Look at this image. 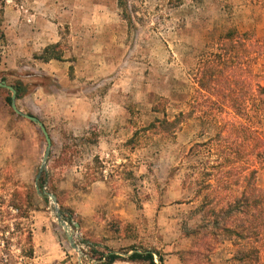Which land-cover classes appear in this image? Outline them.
<instances>
[{
    "label": "rangeland",
    "instance_id": "obj_1",
    "mask_svg": "<svg viewBox=\"0 0 264 264\" xmlns=\"http://www.w3.org/2000/svg\"><path fill=\"white\" fill-rule=\"evenodd\" d=\"M127 1L130 24L117 0L8 4L29 22L37 20L43 32L47 22L59 24L53 52L62 55L59 62L33 61L42 55L30 54L38 46L0 44V63L8 68L0 82L21 83L18 110L39 119L50 137L44 182L38 184L55 196L81 253L71 249L50 200L35 193L43 135L11 110L5 102L10 92L0 88V264H99V255L120 247L148 250L155 264H165L168 256H176L178 264H236L234 240L213 231L211 218L203 220L213 207L203 201L205 195L220 200L215 209L224 212L229 197L242 188L200 190L201 169L214 175L218 152L211 144L205 157L188 154L221 127L226 137L229 126L223 124L237 119L217 96L240 92L241 75L252 88L256 82L264 86V6L257 0ZM228 33L232 39L225 40ZM239 34L248 41L236 42ZM4 37L1 33L0 40ZM218 55L230 68L221 80L231 70L236 84L203 91L197 78ZM255 103L239 121L261 138L250 135L247 156L243 149L237 153L247 160L246 169L256 170V187L264 193V102ZM191 110H203L207 120L194 116L169 136L145 130L164 116ZM235 140L222 143V158L237 148ZM14 191L22 195L21 218L10 207ZM28 229L31 259L20 253ZM257 249L258 264H264V230Z\"/></svg>",
    "mask_w": 264,
    "mask_h": 264
},
{
    "label": "trees",
    "instance_id": "obj_2",
    "mask_svg": "<svg viewBox=\"0 0 264 264\" xmlns=\"http://www.w3.org/2000/svg\"><path fill=\"white\" fill-rule=\"evenodd\" d=\"M257 1L264 6V0ZM117 7L121 10L125 20L130 24L128 1L117 0ZM230 39H232V33H228L225 37V40ZM236 39V42H239L240 44H244V42L248 41L246 34H239ZM254 42L257 43L256 41ZM57 47V45H54L45 48L40 59L44 62L52 59L60 60L59 54L53 53ZM224 59V55H218L215 65L213 64L209 69H204L202 73L199 74L197 83L201 90L204 91V89H210L217 93L218 90L216 89L219 88L222 83L227 85V89H229L230 85L236 84V82L234 84V73L231 70H229L230 74L229 72L227 73L228 78L221 80L223 77V70L229 68L225 67V64L223 63ZM237 83L240 86V92L236 93L230 90L225 94L217 96L222 103L227 102V104L230 105V109L232 110L231 113L237 118L236 120H233L231 124H223V126H229V129L227 130L229 134L224 137L222 135L224 127L219 128L217 134L213 138H209L205 143L195 144L191 147L188 155L205 157V153H209L210 145L215 144V148L218 152L217 157L219 158L216 165L211 167V170L215 171V173L212 175L211 173H207L206 168L201 169L202 173L200 175V180L197 181L196 186H198L200 190L213 189L215 192H230L231 189L236 186L242 188V191L239 196L229 197V200H227L225 205V211L223 212V209L221 208L218 213L215 208L219 205L220 200L218 201V199L213 197L208 199L205 195L203 202L208 204V206L213 205L214 208L211 207L210 209H207V211H204L203 220L211 218L212 221L210 224H212L211 229L213 231H219L223 236L234 240L233 245L237 250L234 257V262L236 264H258V237L260 232L264 230V193L256 187V170L249 171L246 169L247 160L243 157H239L237 151L243 149L247 156V149L250 144L253 143L250 135H254L256 140L259 141V136L261 134L257 133V131L246 130L245 126L242 125L239 120H241V116L250 104L251 106H258L254 105L256 104L255 102L259 104L264 102V86L260 85L259 82H256L254 88H252L249 79H247L245 75H241V79ZM11 86L16 91V100H19L23 90L21 83H15ZM201 97L206 101L209 99V97L205 95H201ZM5 102L10 106V96L6 97ZM207 115L208 114L203 110H191L186 113L180 112L171 119L164 116V118L152 122L145 130L153 132L152 134L154 135L169 136L175 134L184 122L194 116H199L203 120H207ZM235 117H233V119ZM232 137L236 139V143L239 140V144H236L237 148L232 151L233 153L229 152V154L226 155V158H222L224 155L222 154V148H224L222 143H227L225 140ZM232 154L234 157L231 156ZM262 154L263 153H258V155ZM205 166L207 165L205 164ZM212 177L214 178V181L213 183H210ZM43 182L44 177H41L40 185ZM12 195L14 198L11 201L10 207L16 210L17 217L21 218L20 212L23 211L22 207L24 206L22 203L23 199L21 198L22 195L16 191H14ZM222 212L224 214L222 218H220V213ZM23 232V243L25 248L20 250L21 257L31 259L33 257L31 231L28 229ZM214 235H216L215 232ZM98 260H103L102 264H114L118 261L139 264H155L153 255L148 250H145L143 253L133 252L126 258L108 252L106 255H99ZM159 261H161V258H159Z\"/></svg>",
    "mask_w": 264,
    "mask_h": 264
},
{
    "label": "crops",
    "instance_id": "obj_3",
    "mask_svg": "<svg viewBox=\"0 0 264 264\" xmlns=\"http://www.w3.org/2000/svg\"><path fill=\"white\" fill-rule=\"evenodd\" d=\"M12 1L13 0H6V3H3V4L0 1V35H1V33H3L5 36L2 40H0V44L2 45L3 48H7V49H17V48L33 49L36 46H38L39 48H41V50L33 49V52H31L30 54L32 55V54L37 53L39 55L42 53V55H43V51L45 48L50 47V46H54V45L58 46L59 35H58V28L57 27L59 24L47 22L48 23V25L46 26L47 30L43 32V30H41L40 26L37 24V20L33 21V19H31V22H29L28 16L24 15L18 9H14L12 6L8 5L9 2H12ZM42 21H44V20H42ZM42 55H40V56L42 57ZM59 56H60V60H61L62 55L60 54ZM60 60L52 59V60H49L47 62H44L39 57L38 59H34L33 61L37 62L38 64L44 65L48 62H52V61H58L59 62ZM14 66L15 65H13V68H15ZM7 69L8 68L3 63H0V72L6 71ZM91 224H94V226H95L97 224V222L92 221ZM123 240L124 239L121 238L118 241H123ZM92 242H94V241H92ZM96 244H99V243H96ZM125 248L126 247L109 249L108 252L109 253L112 252V253L119 255L121 257H124V258L128 257L133 252L143 253L140 250H136V249L135 250H126ZM106 254H104V255H106ZM122 254H124V255H122ZM166 261L167 262L165 264H178L176 256H168ZM99 264H102V262ZM114 264H135V263L118 261V262H115Z\"/></svg>",
    "mask_w": 264,
    "mask_h": 264
},
{
    "label": "water",
    "instance_id": "obj_4",
    "mask_svg": "<svg viewBox=\"0 0 264 264\" xmlns=\"http://www.w3.org/2000/svg\"><path fill=\"white\" fill-rule=\"evenodd\" d=\"M0 88H4L10 92V108H11V110L16 115L26 119L27 121L31 122L34 125H36L40 129V131L43 135L44 141L46 143V147H45V151H44L43 158L41 161V166L39 168V172L35 178V187H34L35 193L38 197H40L42 199L50 200L51 204H53V206H54L53 209H54V214H55V218L57 220V223H58L59 227H61L64 230L65 235H66V239H67L71 249L75 250L78 253H81L79 248L77 247V245L74 242L73 234L71 233V230H70L66 220L64 219L63 215L61 214V212L58 209L55 196L48 193L47 191H45L44 188H40L39 184H38L40 176L46 168L47 160H48V157L50 154V149H51L50 137H49L45 127L43 126V124L39 121V119H37L36 117L31 116V115L23 114L18 110V108L16 106V91L13 87L6 85L4 82H0ZM78 227H79L78 224L73 223L74 229H78ZM122 255H124V254H122Z\"/></svg>",
    "mask_w": 264,
    "mask_h": 264
}]
</instances>
